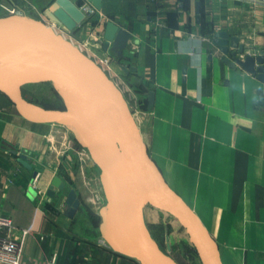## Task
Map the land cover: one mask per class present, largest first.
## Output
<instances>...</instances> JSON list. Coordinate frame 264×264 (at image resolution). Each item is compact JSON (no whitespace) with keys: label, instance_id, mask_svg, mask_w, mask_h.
<instances>
[{"label":"crops","instance_id":"obj_1","mask_svg":"<svg viewBox=\"0 0 264 264\" xmlns=\"http://www.w3.org/2000/svg\"><path fill=\"white\" fill-rule=\"evenodd\" d=\"M0 4L16 7L18 16L40 20L74 43L86 42L98 58L110 57L113 72L137 90L148 113L141 136L150 158L199 218L221 264H264V81L257 71L226 63L236 51L229 48L225 55L213 43L215 34L225 33L264 59V3L101 0L93 20L79 25L55 0ZM107 22L131 36L122 58L91 42V35L102 36ZM117 64L132 71L122 76L113 67ZM259 66L264 69V60ZM69 132L25 116L0 92V216L11 222L13 237L27 231L19 264H139L107 246L99 212L77 183L78 171L61 161L67 146L78 144ZM82 171L99 179L93 163ZM54 177L66 189L55 190L51 199L47 191ZM70 189L79 200L72 218L65 204ZM147 216L144 210L146 224ZM176 237L178 247L181 237Z\"/></svg>","mask_w":264,"mask_h":264},{"label":"water","instance_id":"obj_2","mask_svg":"<svg viewBox=\"0 0 264 264\" xmlns=\"http://www.w3.org/2000/svg\"><path fill=\"white\" fill-rule=\"evenodd\" d=\"M100 9L101 0H88ZM57 7L75 24L84 19L77 0H55ZM130 34L107 22L102 36L91 42L104 51L122 58ZM213 43L227 55L235 50L228 64H236L264 81L263 55L238 45V39L225 33L214 35ZM236 54H244L239 59ZM33 65L52 85L64 110L44 109L25 100L12 80L24 67ZM126 76L132 68L113 66ZM0 92L25 116L53 122L66 127L76 142L87 151L99 170V181L105 205L99 211V230L107 246L117 254L139 264H178L167 251L152 239L144 220V203L172 215L185 230L200 264H221L217 249L191 207L166 183L142 142L123 93L117 89L102 68L52 27L36 19L21 16L0 17ZM149 104L153 93L148 95ZM20 161L26 164L24 157ZM30 168V166H28ZM36 177V173L33 175ZM59 177L51 181L47 196L55 190L65 191ZM67 217L72 218L78 207L76 192L66 195Z\"/></svg>","mask_w":264,"mask_h":264},{"label":"rangeland","instance_id":"obj_3","mask_svg":"<svg viewBox=\"0 0 264 264\" xmlns=\"http://www.w3.org/2000/svg\"><path fill=\"white\" fill-rule=\"evenodd\" d=\"M56 32L60 34V31L56 30ZM65 37L67 36L65 35ZM18 73L19 74L13 78L12 84L25 100L44 109H47V107L50 106L58 108L63 106L64 108L61 99L53 90L51 82L43 76V72L38 66H26ZM145 120H147V118H145ZM142 127L140 128L141 132H143ZM72 144H70V146L75 149L74 151H65L62 158L60 155H55L54 158H61L63 163L64 160L67 159L70 167L74 169V171H78L79 180L77 183L82 187L89 178H92V175H88L87 173L84 174L85 171L83 172L82 169L84 170L86 164L90 166L92 161L85 149L86 154L79 144H77L78 146ZM49 145L51 146V144ZM144 145L146 146L145 142ZM79 153H84L83 161L80 158ZM144 210L148 215V221L150 220L149 223L146 224L149 234L162 250L167 251L178 264H200L197 254L190 244L185 230L172 215L162 209L151 206L147 202L144 203L143 212ZM151 211H153L152 213L154 214L150 219L149 213ZM153 219L156 220V224L153 222ZM171 227L173 228V231ZM173 234L177 235V237H181V240L176 237V239L179 240L177 243L178 247H176V243L173 241Z\"/></svg>","mask_w":264,"mask_h":264},{"label":"built area","instance_id":"obj_4","mask_svg":"<svg viewBox=\"0 0 264 264\" xmlns=\"http://www.w3.org/2000/svg\"><path fill=\"white\" fill-rule=\"evenodd\" d=\"M78 9L83 13V21H91L98 14L97 9L92 6L88 0H77ZM252 3H264V0H249ZM0 17L4 16H18L19 12L14 6H9L5 4H0ZM65 39L70 41L75 47H77L81 52H83L88 58L97 63L104 73L109 77L114 86L119 89L128 103L131 114L138 125L139 129L142 127L145 122V118L148 117V113L141 108L140 97L136 90L133 87H129L122 80V78L113 72L112 69V59L107 56H101L98 58L94 54L88 52L86 47V42L78 43L73 42L71 37H65V34H61ZM96 35H91L90 38L95 37ZM88 40V39H87ZM141 131V129H140ZM74 151L75 149L71 146H67L66 151ZM85 154L86 151L82 149ZM78 154V153H77ZM82 161L84 160V153H79ZM37 178V175H36ZM36 178L33 180L32 186L36 182ZM82 188L86 191V197L88 203L92 210L98 213L101 208L105 205V198L103 195L102 187L98 178L93 179L89 178L86 183L82 185ZM41 194V192L39 191ZM13 227L9 219L0 216V264H19L21 249L23 245L24 238L27 234V231H21L19 237L12 236ZM4 233L3 235H1ZM51 264H55L54 261Z\"/></svg>","mask_w":264,"mask_h":264},{"label":"trees","instance_id":"obj_5","mask_svg":"<svg viewBox=\"0 0 264 264\" xmlns=\"http://www.w3.org/2000/svg\"><path fill=\"white\" fill-rule=\"evenodd\" d=\"M136 92H137V90H136ZM47 109L64 110L63 106H61V108L50 106V107H47Z\"/></svg>","mask_w":264,"mask_h":264}]
</instances>
